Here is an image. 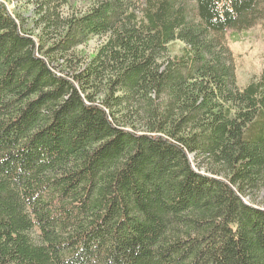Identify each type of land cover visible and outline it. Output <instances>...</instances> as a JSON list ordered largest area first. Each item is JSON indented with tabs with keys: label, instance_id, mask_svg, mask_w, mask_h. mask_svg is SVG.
<instances>
[{
	"label": "trees",
	"instance_id": "trees-1",
	"mask_svg": "<svg viewBox=\"0 0 264 264\" xmlns=\"http://www.w3.org/2000/svg\"><path fill=\"white\" fill-rule=\"evenodd\" d=\"M5 1L0 264H264V68L225 41L264 0H26L37 37Z\"/></svg>",
	"mask_w": 264,
	"mask_h": 264
},
{
	"label": "rangeland",
	"instance_id": "rangeland-1",
	"mask_svg": "<svg viewBox=\"0 0 264 264\" xmlns=\"http://www.w3.org/2000/svg\"><path fill=\"white\" fill-rule=\"evenodd\" d=\"M81 0H77V7H80ZM7 10L11 14L20 16L28 33L37 37L41 34L42 26L39 27L37 8L26 0H7L4 2ZM70 9L67 5L62 6L61 14L67 15ZM42 35V34H41ZM103 39L93 38L79 50L91 55ZM226 44L232 55V62L235 71V78L239 88H244L251 81L257 79L264 68V20L259 24L245 31H231L225 36ZM180 43H175L170 47V54L177 53L181 48ZM194 166H197L195 158L191 157ZM203 171V169H202ZM261 207H264V192L256 195Z\"/></svg>",
	"mask_w": 264,
	"mask_h": 264
}]
</instances>
